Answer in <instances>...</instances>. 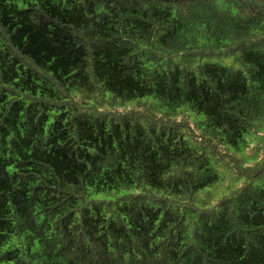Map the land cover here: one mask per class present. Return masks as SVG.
Returning <instances> with one entry per match:
<instances>
[{
	"label": "trees",
	"instance_id": "trees-1",
	"mask_svg": "<svg viewBox=\"0 0 264 264\" xmlns=\"http://www.w3.org/2000/svg\"><path fill=\"white\" fill-rule=\"evenodd\" d=\"M0 264H264V0H0Z\"/></svg>",
	"mask_w": 264,
	"mask_h": 264
},
{
	"label": "rangeland",
	"instance_id": "rangeland-1",
	"mask_svg": "<svg viewBox=\"0 0 264 264\" xmlns=\"http://www.w3.org/2000/svg\"><path fill=\"white\" fill-rule=\"evenodd\" d=\"M130 103H131V102H130ZM130 103H128L127 105H129ZM221 173H222V175L224 176V178H223L224 180H223V181L228 180L227 177H228L229 172H228L225 168H222V169H221ZM223 181H222V182H223ZM223 184L226 185V184H227V181H225ZM99 197H102V196H99Z\"/></svg>",
	"mask_w": 264,
	"mask_h": 264
}]
</instances>
